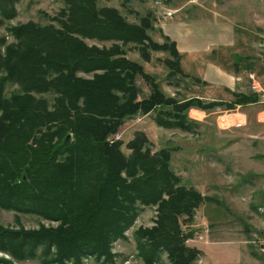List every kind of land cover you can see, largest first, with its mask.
<instances>
[{"label": "trees", "instance_id": "obj_1", "mask_svg": "<svg viewBox=\"0 0 264 264\" xmlns=\"http://www.w3.org/2000/svg\"><path fill=\"white\" fill-rule=\"evenodd\" d=\"M17 1L0 0V28L14 18ZM61 1L64 7L51 18L57 26L29 21L5 28L11 43L0 35V210L59 224L25 231L0 223V253L12 259L0 258V264H116L113 242L147 207L156 208V225L134 234L136 256L145 264L159 263L162 254L170 264H193L201 252L185 245L194 231L183 230L180 218L191 225L206 197L181 184L168 150L151 155L143 135L126 144L128 156L121 142L107 139L126 117L157 108L159 127L192 133L186 110H232L254 102L256 94L221 104L166 96L123 49L137 46L145 62L151 51H169L172 59L164 64L181 72L175 44L149 37L150 13L131 24L115 8H98L96 0ZM85 40L115 45L98 48ZM138 76L150 88L140 101L133 85ZM7 85L17 88L9 97Z\"/></svg>", "mask_w": 264, "mask_h": 264}, {"label": "rangeland", "instance_id": "obj_2", "mask_svg": "<svg viewBox=\"0 0 264 264\" xmlns=\"http://www.w3.org/2000/svg\"><path fill=\"white\" fill-rule=\"evenodd\" d=\"M96 6L117 9L131 24H138L141 17L150 13L152 28L147 32L158 43H163L166 38L170 40L163 32L166 26L162 21L165 18L172 17L174 21L184 23L179 31L184 39L179 42V49L184 51V55L177 50V44L170 40L180 55V73L164 64L165 60L172 59L169 51H151L149 62H145L137 46L129 44L123 47L126 59L141 65L166 96L177 100L198 98L203 103L217 101L220 104L234 101V95L225 89L219 90L202 82L198 72L212 69L210 64L214 65L216 51L220 56L215 59L228 72L232 44L238 40L249 42L248 39L256 42L254 33L248 31L252 15L254 21L257 15L260 16L259 29L263 33L257 34L259 42L255 51L264 57V0H96ZM63 7L61 0H18L14 5V18L0 28V35H6L7 42L11 43L13 39L7 35L5 28L29 21L57 26L51 18L57 16ZM85 43L107 49L115 45L113 42L94 40H85ZM241 50H244L243 47ZM249 74L253 73H247V77ZM248 80V89L256 94V97L251 94L256 98L252 103L263 99L264 92L253 91V80L249 77ZM254 82L264 89V84L257 77ZM133 85L138 90L137 101L149 96L150 88L142 77H136ZM16 90V86L7 85L5 95L9 97ZM43 97L52 103L53 95ZM237 106L232 110L224 105L186 110L187 119L194 124L192 133L159 127L155 117L160 108L145 115L137 112L126 117L117 132L107 139L110 143L121 142V152L128 156L131 150L126 144L137 135H143L148 141L151 155L161 149L168 150L170 169L180 178L181 184L196 188L206 197V201L196 210L191 225L184 223V217L180 218L183 230L194 231L185 245L201 252L193 264H264V124L249 117L245 125L244 114ZM233 114H236L235 118L230 116ZM221 117H225L224 126ZM140 209L135 222L124 232V238L115 240L111 246L110 253L118 256L114 259L116 264H145L136 256L134 234L140 227H154L157 211L155 207ZM0 223L9 229L17 230L20 227L25 231L38 230L39 223L45 228L59 225L54 221L3 210H0ZM0 258L12 261L4 253H0ZM13 263L39 264V261ZM83 263L98 264L93 259ZM153 264L170 263L162 254L161 261Z\"/></svg>", "mask_w": 264, "mask_h": 264}, {"label": "crops", "instance_id": "obj_3", "mask_svg": "<svg viewBox=\"0 0 264 264\" xmlns=\"http://www.w3.org/2000/svg\"><path fill=\"white\" fill-rule=\"evenodd\" d=\"M162 22L163 26H166L165 30H163L164 35L169 37L171 41H174L177 44V50L179 53L184 55V51L179 49V42H183L182 40H184L182 39L183 37L181 38L183 35H181L179 31L180 26L184 27V23L174 21L172 17L165 18ZM260 24V16L257 15V19L254 21L252 15L251 26L248 31L254 33L256 42L250 41V39L246 38L249 42L238 40V42L235 41L234 44H232V47L230 48L231 55L229 58L228 72L225 71L226 69L222 68L221 62L215 59L220 56V53L216 51V53H214V65L213 63L210 64L213 71H211L212 69H204L198 72V76L201 78L202 82L208 83L211 86L213 85L214 88L218 87L219 90L225 89L228 93L232 94V96L238 94H254L250 89H248L249 80L247 73L252 72L255 77H257L258 80L264 84V63H262L264 57H261V55L255 51L259 42L257 34L263 33L259 29V26H261ZM242 47L244 50H241ZM198 64L200 65L199 61ZM237 108L241 109V112L244 114V119H246L245 125H247L249 117H254L258 123L261 122L264 124V96L263 99H260L255 103L244 106L238 105ZM255 109L256 115L253 114V110ZM230 116L235 118L236 114Z\"/></svg>", "mask_w": 264, "mask_h": 264}, {"label": "built area", "instance_id": "obj_4", "mask_svg": "<svg viewBox=\"0 0 264 264\" xmlns=\"http://www.w3.org/2000/svg\"><path fill=\"white\" fill-rule=\"evenodd\" d=\"M248 77H249L250 80H253V83L251 85L252 86V90L256 91V92H262L263 93L264 92L263 87L260 84L258 85L257 83L254 82V79L256 78L255 75L254 74H249ZM217 124L220 126L219 123H217Z\"/></svg>", "mask_w": 264, "mask_h": 264}, {"label": "bare ground", "instance_id": "obj_5", "mask_svg": "<svg viewBox=\"0 0 264 264\" xmlns=\"http://www.w3.org/2000/svg\"><path fill=\"white\" fill-rule=\"evenodd\" d=\"M220 120H221V124L224 126L226 123L225 117H221ZM227 122H228V120H227Z\"/></svg>", "mask_w": 264, "mask_h": 264}]
</instances>
